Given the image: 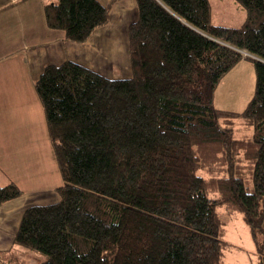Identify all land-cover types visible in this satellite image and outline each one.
I'll use <instances>...</instances> for the list:
<instances>
[{
	"label": "trees",
	"instance_id": "trees-1",
	"mask_svg": "<svg viewBox=\"0 0 264 264\" xmlns=\"http://www.w3.org/2000/svg\"><path fill=\"white\" fill-rule=\"evenodd\" d=\"M235 1L238 27L211 23L208 0H135L128 77L44 66L33 88L58 200L23 211L0 264H28L16 249L35 264H226L222 216L241 217L264 264V0ZM44 15L76 44L109 19L97 0H56ZM245 59L253 96L241 112L216 109V87ZM21 193L0 186V205Z\"/></svg>",
	"mask_w": 264,
	"mask_h": 264
},
{
	"label": "crops",
	"instance_id": "crops-1",
	"mask_svg": "<svg viewBox=\"0 0 264 264\" xmlns=\"http://www.w3.org/2000/svg\"><path fill=\"white\" fill-rule=\"evenodd\" d=\"M55 1L0 0V186L12 182L22 192L0 205V252L7 254L23 211L56 202L61 185L33 88L44 66L69 60L111 78L113 66L125 59L123 75H130L127 29L137 19L135 0H97L107 9L108 22L82 44L48 28L44 6Z\"/></svg>",
	"mask_w": 264,
	"mask_h": 264
},
{
	"label": "rangeland",
	"instance_id": "rangeland-1",
	"mask_svg": "<svg viewBox=\"0 0 264 264\" xmlns=\"http://www.w3.org/2000/svg\"><path fill=\"white\" fill-rule=\"evenodd\" d=\"M210 4L211 23L215 25L238 27L245 20V10L235 0H208ZM121 53L120 45L118 46ZM122 55V54H121ZM128 55V54H127ZM129 60V58H128ZM125 59L120 62L121 67L113 66L111 78H122L127 72L128 65ZM129 63V61H127ZM129 72V69H128ZM255 88V70L251 60L239 61L220 81L214 91L213 105L216 109L241 112L251 99ZM236 137L246 134L245 125L237 124ZM244 129V130H243ZM250 133V132H248ZM49 146V143L47 145ZM48 157L53 155L49 152ZM226 221L225 240L234 248L225 251L222 261L226 264H254V246L249 232L240 216H222ZM20 249H16L17 254L22 255L21 259L28 264H35L36 261L29 254H21ZM38 255V254H37ZM40 260L43 256L38 255Z\"/></svg>",
	"mask_w": 264,
	"mask_h": 264
}]
</instances>
